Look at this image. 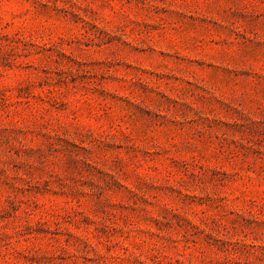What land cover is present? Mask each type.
Returning <instances> with one entry per match:
<instances>
[{"label":"rangeland","instance_id":"1","mask_svg":"<svg viewBox=\"0 0 264 264\" xmlns=\"http://www.w3.org/2000/svg\"><path fill=\"white\" fill-rule=\"evenodd\" d=\"M0 264H264V0H0Z\"/></svg>","mask_w":264,"mask_h":264}]
</instances>
